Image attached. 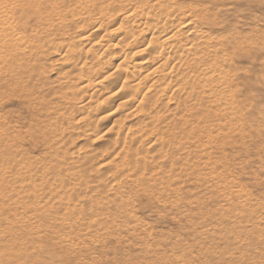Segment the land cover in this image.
I'll return each mask as SVG.
<instances>
[{
	"label": "bare ground",
	"instance_id": "obj_1",
	"mask_svg": "<svg viewBox=\"0 0 264 264\" xmlns=\"http://www.w3.org/2000/svg\"><path fill=\"white\" fill-rule=\"evenodd\" d=\"M94 1L103 5L104 19L92 18ZM110 1L0 0V93L12 84L17 96L29 91L39 99V109L42 105L39 89L45 77L31 78L35 71L28 57L37 37L24 36L22 30L32 22L34 32L62 48L63 61L74 60L57 80L68 78L72 84L60 89V104L52 107L49 101L42 110L46 128L55 126L59 135L68 131L75 149L67 160L54 155L48 163L51 177L41 183L37 166L14 160L9 168L16 171V195L53 204L58 192L68 189L78 195L97 188L108 192L124 175L134 184L148 181L168 188L190 171L192 155L206 148L204 138L211 143L233 136V116L222 103L225 91L236 85L232 58L252 42L224 18L227 11L232 14L233 0H117L107 7ZM76 29L88 31L77 40ZM106 36L109 43L104 44ZM22 63L27 70L11 76L12 66ZM76 93L82 101L68 109L65 104ZM39 131L45 135V128ZM101 133L110 137L108 149L86 152L88 142L95 143ZM4 135L12 140L8 130ZM5 147L4 153L13 151L12 145ZM116 158L121 163L113 167ZM38 183L48 191L39 193ZM112 203L124 204V199Z\"/></svg>",
	"mask_w": 264,
	"mask_h": 264
},
{
	"label": "rangeland",
	"instance_id": "obj_2",
	"mask_svg": "<svg viewBox=\"0 0 264 264\" xmlns=\"http://www.w3.org/2000/svg\"><path fill=\"white\" fill-rule=\"evenodd\" d=\"M118 2L111 0L107 7ZM233 2L232 14L227 11L224 18L252 39L232 58L236 85L225 91L222 103L233 116V136L211 143L204 138L205 150L198 157L192 155L188 173L176 172L184 177L170 184V190L148 181L134 184L124 175L108 192L97 188L94 195H78L68 189L58 192L60 198L53 204L16 195V171L9 168L14 160L24 158L37 166L41 183L51 177L52 157L59 154L67 160L75 149L68 131L59 135L55 126L46 128L42 110L49 101L52 107L60 104V89L72 84L68 78L57 80L65 77L74 60L63 61L62 48L34 32L33 22L22 28L24 36L37 37L28 54L35 71L31 78L36 81L43 74L45 79L39 89L40 109L39 99L28 96L29 91L17 96L12 84L0 93V264H264V1ZM93 3L92 18L104 19L103 5ZM14 15L18 17L17 9ZM119 18L113 20V28ZM77 30V40L88 31ZM40 37L44 42L38 41ZM108 41L107 36L102 40ZM26 70L24 63L15 64L9 73L15 76ZM79 96L70 95L66 107L79 104ZM40 128H45V135ZM102 134L95 143L88 142L86 152L108 149L110 137ZM6 144L13 151L4 153ZM120 163L116 158L112 166ZM40 183L36 190L43 194L48 187ZM120 198L124 204H111Z\"/></svg>",
	"mask_w": 264,
	"mask_h": 264
}]
</instances>
